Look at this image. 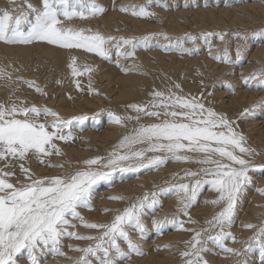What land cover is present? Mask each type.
Returning a JSON list of instances; mask_svg holds the SVG:
<instances>
[{
    "label": "snow or ice",
    "instance_id": "6c2138e0",
    "mask_svg": "<svg viewBox=\"0 0 264 264\" xmlns=\"http://www.w3.org/2000/svg\"><path fill=\"white\" fill-rule=\"evenodd\" d=\"M26 10H0V42L7 45H32L46 43L64 49H84L101 57H107L105 37L90 29L66 26V22L79 18L86 19L104 11L94 0H42L41 6H34L25 0ZM127 11V6H121ZM133 15L151 16L143 6L137 11L132 6ZM155 35V34H154ZM159 35H165L160 33ZM211 36L212 33H205ZM165 38L168 37L165 35ZM188 39H194L187 36ZM149 36L125 39L124 44L131 45L133 51L121 52L120 55H134L136 47H147ZM223 39V36H220ZM186 51H191L185 49ZM237 59L240 57L239 46ZM227 61V56H225ZM73 77L91 72L85 66L83 72L76 67V58L69 64ZM0 79L12 80V74L0 68ZM16 79L22 80V77ZM245 83L255 81L251 86L264 88V68L247 77ZM30 87L33 81H23ZM79 87V81H75ZM179 89L180 85H175ZM228 87H231L228 85ZM36 91L41 89L36 86ZM89 91H93L89 87ZM151 100L146 104H131L129 108L136 115L121 116L109 112V118L116 125H125L127 120L139 121L142 117H153L154 122L137 124L130 132L124 134L106 157L94 156L86 158L74 171L34 177L29 168L19 164L20 171L27 182L13 183V171H6L5 164L0 168V264H18L25 254L30 264H39L37 255L45 252L65 256L62 251L64 238L94 241L85 247L69 245L73 251L81 255L73 260V264H116V260L129 258L130 254L142 255L139 245L130 235V230L143 234L142 216L146 210L155 211L159 205L158 196L163 192H173L178 201V213L185 216L197 201L201 189L208 185L217 193V197L209 203L219 206L210 220L208 228L196 231L184 229V222L174 215L154 220V224L163 229L171 224L187 231H192L187 248L180 255L184 264H208L202 253L208 241H215L221 251L240 255V250L225 247L229 237L235 242L234 235L226 231L234 222L238 205L246 188L252 183L250 171L264 170V164H256L251 157L255 150L247 146L245 136L236 130L235 122L225 114L206 107L196 97H185L171 90L153 91ZM24 102H0V161H24L29 155L35 156L40 163L44 157L61 155L54 140L68 141L73 139L71 132L63 129L71 128L75 123L83 124L89 119L87 115L73 116L67 120L47 107L23 106ZM51 116L52 120L39 121V117ZM252 115L249 109L240 113V117ZM92 119H96L95 116ZM51 129V130H49ZM169 159L177 162H194L201 165L196 171L184 169L183 176L170 183L159 192H145L134 202L118 210L110 222L97 223L84 220L79 209H91L94 186L100 180L113 179V173L123 177L125 173L151 171L165 164ZM48 167L62 168L63 164H48ZM264 195V188L257 189ZM109 199L123 200V196H112ZM108 212L111 209H103ZM79 226L98 230L97 235H81L73 231ZM189 222L194 221L189 218ZM245 228H256L253 224H244ZM214 231V236L202 238L203 233ZM127 245L125 251L120 242ZM258 244L264 253V222L256 229L249 244ZM68 259H72L68 257ZM239 264H244L240 261Z\"/></svg>",
    "mask_w": 264,
    "mask_h": 264
},
{
    "label": "rangeland",
    "instance_id": "374dc122",
    "mask_svg": "<svg viewBox=\"0 0 264 264\" xmlns=\"http://www.w3.org/2000/svg\"><path fill=\"white\" fill-rule=\"evenodd\" d=\"M252 1L94 0L96 4L104 9L103 12L95 15L94 17L88 16V19L76 18L66 22V26L90 29L92 32L101 33L106 38H113L108 39L105 44V48L108 51L107 57H101L94 52H89L84 49H66V52L68 53V59L66 60L68 65L71 63L72 57H75L76 67L80 71L83 72L85 66H90L93 69V71L91 72H84L82 75L76 76V78L80 81L79 84L82 86L80 87V92H73L72 96H74V98L80 97V100L82 97L94 98L98 103V106L83 105L81 108L77 106V108H80L79 110H77L74 105H71L72 103H70V99H68L70 97H67L69 89L59 77L57 67L53 66L55 61L52 60V57H45V55H42L44 58L38 57V54L42 53L40 51L42 49L38 46L45 45H38L41 43L24 45L31 49V57L29 58L30 60L25 61L22 57H17L15 54L11 55L2 50V47L4 46L11 47L22 45H7L3 42H0V68H5L12 74L13 77L12 80L0 79V102L10 103L12 101H15L17 103L24 102L23 106L35 105L37 107H47L52 111L58 113L59 117L65 120L78 115H87L89 117V119L82 125L74 122L71 128L63 129L64 132H71L73 139H70L68 141H53V143L60 149L62 153L61 155L53 154L51 156L44 157L45 163H40L36 159V157L32 155H29L24 161H0V168L4 167L5 164L9 165V167L5 170L13 171L15 173L14 177L11 178L13 183H16L17 181L27 182L25 180V175L20 171V163H23L26 168H29L34 177H40L44 175H55L72 172L77 167L82 166L80 162L86 158H92L94 156L106 157L107 155L103 151V149L110 147V150H112L113 147L117 144H115L113 140L114 136L107 134V131L104 129L109 123H112L108 113L112 112L121 116L126 115L133 117L136 114L135 111L130 113V109L125 104L126 100L114 98L116 92L119 91L116 87L117 82L112 80L121 75L120 71L125 67L126 64L130 65L129 61L133 62V64H131L132 69H134L135 67L145 68L146 66H151L148 70H142V72L148 73L154 79L159 78L161 75V70L159 71L158 66L155 68L153 67L159 63L160 59L162 60L164 58L166 64L169 65V70L170 68L172 69L170 73L167 71L170 79H155L156 81H162L161 83L164 82V85L161 87L163 90L160 89V91H163L165 92V94H167V87H169L171 91H173L172 87L177 84L174 83L177 80L183 81L182 79H184L185 82H192L189 83L191 84L190 86L187 82L185 83L183 81L184 83H181L182 86H188L194 89L192 93L190 92V97L193 96L197 99L202 100L206 107H211L218 113H223V110L226 109L223 114H225L230 120L235 122L234 127H236V130L238 132L242 133L245 136L247 146L255 150V154L251 157V159L256 164H264V135H261L259 137H256L257 135H254V142L251 137V122L257 121L256 119L258 117L260 120L262 119L261 121L264 123V98L260 102L258 101L261 98L255 100L254 102L256 105L252 101L254 106L252 103L244 106L239 105L240 110L236 106L238 104L234 105V107L226 106V108H222L221 106H225L228 103L225 102V104H223L221 98L217 96L216 92L223 90L229 93L230 96L234 93H237V88H247L248 91L254 89L256 91L264 92V88L251 86L252 84H255V81H252L251 83H245L243 79L250 73L264 68V55L262 56L263 60L259 59L256 62L255 58L249 57L248 53H246L247 47H245L249 46V44L254 47L264 44V18H257L251 22L246 21V23L240 25L243 26L241 28H233L231 26L227 30L224 27L214 25V23H211V21L209 20L204 19L203 21H201L199 18L200 14L206 13L209 9H213V7H215L216 11L234 8L238 10L237 12H246L245 10L243 11L242 8L245 7L244 9H250V6L246 7V5L244 4ZM29 2H31L36 7H40L42 0H29ZM121 6H127L128 10L122 11ZM132 6H135L137 11L139 10L140 6H143L146 11L155 13V15H133ZM3 9H10L15 11H20L21 9L26 10L25 0H0V10ZM114 18H116L115 22H113L111 24L112 26L109 27H106L104 23H101L99 21L100 19L108 20ZM134 18L135 20L139 21V23L133 21ZM252 23H254V26H252ZM233 26L238 27L239 25ZM252 27H254L255 29L252 30ZM231 29L233 30L231 31ZM240 29L241 31H238ZM160 33L165 34L168 38L166 39L165 35H159ZM205 33H212L213 35L205 36ZM224 34L226 39L224 37ZM189 35L194 37V39H188L187 36ZM221 35L223 36V39L225 41L223 39H220ZM145 36L150 37L148 42L150 43V46L136 47L134 49V55L132 56L119 54L125 51H133L131 45L124 44L123 40ZM243 38L248 39L244 41ZM226 40L228 41V43L230 42V45L226 42ZM238 46L241 54L239 59H237L236 55ZM248 48L250 49V46ZM185 49L191 51H186ZM251 51H253V48L251 49ZM146 52L147 54H145ZM87 53L90 54L88 55ZM144 55L148 57V59L150 60L149 62L144 60H142L141 62L139 61V58H146ZM119 56L121 58H119ZM225 56H227V61L225 60ZM117 57L119 59H117ZM193 57H200L203 64H200L201 62L198 61V63L194 64L195 67H192L193 63L188 64V58L193 59ZM194 60H196V58H194ZM116 61L118 65L115 63ZM101 62L105 63V65L107 64V66H105L104 68V71L101 70ZM108 63L111 65H109ZM208 64H210V66ZM50 66L51 69H49ZM109 72L111 73L110 77L108 74ZM105 73L107 77L104 75ZM17 77H22L23 79L18 80L16 79ZM191 78H193L194 80ZM171 79H173L174 81ZM25 80L33 81L34 86L30 87L28 84L23 82ZM109 80L110 82H108ZM233 80H235V82ZM228 85H230L231 87H228ZM36 86L41 89L40 92L36 91ZM108 86L109 88H107ZM89 87H91L93 91L90 92ZM105 88H107V90H104ZM169 88L168 90H170ZM173 88L177 90V88ZM111 94L113 95L109 96ZM150 96L148 97L149 99L144 98L143 100L147 101L143 102H149L152 98ZM250 104H252V106ZM68 105H70L71 107L70 111L72 112V114L70 112L68 115H65V111H69L67 110L69 107ZM57 107L61 108L62 110L58 109V111L56 109ZM245 109H249L252 115L240 117V113ZM93 116H95L96 119H92ZM52 119H54V117L43 115L39 117L40 122H43L45 120L50 121ZM154 120L155 118L153 117H142L139 121H136L134 119L127 120L125 121L126 126L121 127H126L127 130L124 129L123 132L118 133L115 138L122 137L124 134L130 132L134 127L137 126L138 123L147 124L154 122ZM91 131L97 133L96 139H100L103 141L102 137H106L107 142L101 143L98 140V142H91ZM76 151L80 153H77ZM48 164H63V167L53 168L48 167ZM200 167L201 165L194 162L185 163L169 159L165 164L151 171L142 170L139 173H125L123 174L122 178L120 174L113 173V179L111 181L100 180L94 186L91 209L84 208L79 209V211L81 212V215L84 217L85 221L97 223L110 222L113 216L117 214L118 210H122L124 207L134 202L136 198L142 196L145 192H159L160 188H167L170 183L174 182L179 177H182L184 169H191L193 171H196ZM150 173L157 174L155 175L156 178L153 179L155 181L153 183L150 181V184H148L149 182H144V178L145 176H149ZM249 175L252 177V183L248 185L243 197L239 202L238 211L236 213L232 226L225 229L226 231H231V233L235 237V242L231 237H229L228 239H226L224 246L232 248L231 245H233V248L240 250V255L236 256L231 253H225L221 251L220 247L214 240L208 241L205 245L208 251L202 253L204 260H206L208 264H239L240 261H243L244 264H264V253L261 252L258 244L253 243L251 247H248L247 251L245 250L246 246L250 242V238L256 232L257 228H247V230L251 232V236L249 237H246L248 234H245V232L247 231H242V228H244L243 226L237 228L238 232L234 230V225L238 227L240 224L241 226V224L243 223V218L249 214L251 215L250 208L252 207L253 214H255L254 222L256 224L254 223V225H257L259 227L260 224L264 222V198L257 191V189L264 188V170L257 169L256 171H250ZM122 183L129 184L124 185ZM147 184L148 186H146ZM250 193H259L260 195L258 196H261L262 198L260 197L258 199H255V197H253V195H251ZM112 196H123L124 199H109V197ZM172 197V203L170 205H167L166 200L168 201L170 200L169 198L172 199ZM216 197L217 193L211 190L210 186L205 185L198 194L197 201L191 208H189L188 215L185 216L178 213L179 205L175 193H160L158 196L159 205L156 207L155 211L146 210L145 214L142 216V220L144 223L143 234L130 230V235L132 236L133 240L139 245L143 254L137 255L135 253H132L130 254L129 258H118L116 260V264H153L152 260H155V258H157L160 253H166V255L170 254V260L173 261L171 262V264H184L185 258L182 257L180 253L186 250V242L190 241L193 235L192 231H187L184 229H193L196 231H200L201 229L208 228L206 221L210 220L213 213L216 212L219 208V206L213 205L208 201H211ZM105 208L111 209V211H103V209ZM163 215L164 217H162ZM174 215L178 216V219L184 222V229H180L178 227L174 228L171 224L167 223L165 224L163 229H161L154 224V220L163 221L165 217L171 219ZM189 218H191L194 223L189 222ZM245 222L249 221H244V224H248ZM74 223H76L78 226L72 230L79 232L81 235L98 234V230L79 226V221H74ZM214 235V231H208L206 233H203L202 238L207 239L208 236ZM245 241L247 242L245 243ZM89 243H94V241L64 238L62 241V251L66 255L58 256L47 252H45L44 254H38L37 258L39 264H73V260L76 257L80 256L81 253L71 250L69 248V245L85 247ZM244 243L247 245H245ZM120 245L125 251H127L126 244L121 241ZM68 257H71L72 259H68ZM257 260L259 263L256 262ZM18 264H30L26 254L23 257H20ZM93 264H96L95 260H93Z\"/></svg>",
    "mask_w": 264,
    "mask_h": 264
},
{
    "label": "bare ground",
    "instance_id": "6f19581e",
    "mask_svg": "<svg viewBox=\"0 0 264 264\" xmlns=\"http://www.w3.org/2000/svg\"><path fill=\"white\" fill-rule=\"evenodd\" d=\"M98 1V0H97ZM250 1H252V0H250ZM244 5H246V7H249L250 6V9H244V8H242L243 9V11L245 10L246 12H237L238 10H236V9H234V8H231V9H222V10H219V11H216V9H215V7H213V9H209L206 13H204V14H200L199 15V18H200V20L201 21H203L204 19H206V20H209V21H211V23H214V25H216V26H221V27H224V28H226V30L227 29H229L231 26L233 27V28H241V27H243V26H240V25H242V24H244V23H246V21H249V22H251V21H254V19H257V18H264V0H260V1H252V2H247V3H245ZM94 17V16H93ZM100 18H103V17H100ZM133 18V17H132ZM88 19V18H87ZM115 19L116 18H114V19H108V20H106V19H100L99 21L101 22V23H104V25L106 26V27H109V26H112L111 24L113 23V22H115ZM76 21V20H75ZM133 21H135V22H137V23H139V21H137V20H135V18H134V20ZM81 22V21H80ZM135 22H133V23H135ZM77 24V23H76ZM148 24V23H147ZM253 25L252 26H254V23H252ZM114 25H116V24H114ZM233 25H239L238 27H234ZM104 27V26H103ZM135 29H136V27H135ZM253 29H255L254 27H252V30ZM264 29V28H263ZM233 29H231V31H232ZM237 30V29H236ZM248 30V29H247ZM251 30V29H250ZM118 31V30H117ZM228 31H230V30H228ZM238 31H241V29L240 30H238ZM226 32V31H225ZM242 32H244V31H242ZM250 32V31H249ZM254 32V31H253ZM251 33V32H250ZM256 33V32H255ZM244 34V33H243ZM259 34H262V33H259ZM216 35V34H215ZM214 35V36H215ZM228 35V34H227ZM230 35V34H229ZM232 35V34H231ZM253 35V34H252ZM258 35V34H257ZM243 36V35H242ZM224 37H225V34H224ZM247 37V36H246ZM228 38V37H227ZM245 38V37H244ZM243 38V39H244ZM225 39H226V37H225ZM240 39V38H239ZM248 39V38H247ZM247 39H244V41L245 40H247ZM224 40V39H223ZM222 40V41H223ZM230 40V39H229ZM234 40V39H233ZM219 41H220V39H219ZM225 41V40H224ZM250 41V40H249ZM252 41V40H251ZM263 41V40H262ZM226 42L228 43V41L226 40ZM226 43V44H227ZM230 43V42H229ZM228 43V44H229ZM233 43V42H232ZM247 43H249V42H247ZM254 43V42H253ZM150 44V43H149ZM222 44H224V43H222ZM246 44V43H245ZM244 44V45H245ZM255 44V43H254ZM259 44H261V43H259ZM38 45H45V46H38V47H40L42 50H40L42 53H39L38 54V57H42V58H44L42 55H45V57L46 56H49V57H52V60H54L55 62H54V64H53V66H55V67H57V71H58V74H59V77L62 79V81L64 82V84L67 86V88L69 89V93H68V95H67V97L69 96L70 98H68V99H70L69 101H70V103H72L71 105H74V107H76L77 108V106L78 107H82L83 105H91V106H98V103L96 102V100L94 99V98H88V97H82L81 98V100H80V97L79 98H74V96H72V93L73 92H80V87L82 86V85H80L79 87H77V85H76V83H75V81H79L76 77H73V75H72V72H71V69L69 68V65H68V63H67V59H68V53L66 52V49H64V48H60V47H58V46H54V45H49V44H46V43H41V44H38ZM230 45V44H229ZM247 45V44H246ZM228 46V45H227ZM226 46V47H227ZM241 46V45H240ZM250 46V49L248 48ZM249 46H245V47H247V49H246V53H248V55H249V57H251V58H255L256 59V62H257V60H263V55H264V44H261V45H257V46H252L251 44H249ZM219 47H220V45H219ZM229 47V46H228ZM127 48V47H126ZM130 48V47H129ZM253 48V51H251V49ZM224 49V48H223ZM228 49V48H227ZM2 50H4L6 53H9V54H11V55H13V54H15L17 57H22V58H24V60L25 61H27V60H30L29 58L31 57V49L29 48V47H26V46H24V45H22V46H11V47H9V46H4V47H2ZM44 50V51H43ZM130 50V49H129ZM217 50H219V49H217ZM229 50V49H228ZM227 50V51H228ZM225 51V50H224ZM126 52V51H125ZM151 52V51H150ZM150 52H148V53H150ZM219 52V51H218ZM217 52V53H218ZM245 52V51H244ZM153 53V52H152ZM88 55L90 54V53H87ZM92 54V53H91ZM145 54H147V52L145 53ZM234 54V53H233ZM245 54V53H244ZM79 55V54H78ZM235 55V54H234ZM241 55V54H240ZM146 58H144V59H140L139 58V61L141 62L142 60H144V61H150L149 59H148V57L146 56V55H144ZM179 56V55H178ZM263 56V57H262ZM182 57V56H181ZM233 57V56H232ZM119 58H121L120 56H119ZM118 57H117V59H119ZM194 58H196V60H194ZM122 59H125V58H122ZM198 59V60H197ZM205 59V58H204ZM208 60V59H207ZM253 60V59H252ZM121 61V60H120ZM188 61H189V63L188 64H190V63H193L192 64V67L194 66V64H196V63H198V61H200L201 62V58L200 57H193V59H189L188 58ZM187 61V62H188ZM236 61V60H235ZM251 61V60H250ZM91 62V61H90ZM130 63V65H128V64H126L125 65V67L120 71L121 72V75H119L116 79H114V80H112V81H116L117 82V85H116V87H117V89H118V91L119 92H116V94H115V96H114V98H116V99H121V100H126V102H125V104H126V106L128 107V105H131V104H144L145 102H143V101H147V100H143L144 98H147V99H149L148 97L150 96V93L151 92H153V91H160V89L161 90H163L161 87L164 85L163 83H161L162 81H156V80H159V79H167V78H169V75H168V72L170 73L171 72V69L172 68H170V70H169V65L168 64H166V61H165V58L164 59H160V61H159V63L157 64V65H155L153 68H155V67H159V71L161 70V72H160V77L159 78H152L148 73H146V72H142V70H148L150 67L149 66H146L145 68L144 67H142V68H137V67H135L134 69H132V65L131 64H133V62L132 61H129ZM186 62V63H187ZM255 62V63H256ZM264 62V61H263ZM55 63H56V65H55ZM117 65H118V63H117V61L115 62ZM120 63V62H119ZM126 63V62H125ZM208 63V62H207ZM231 63V62H230ZM101 64H102V66H101V70L102 71H104V68H105V66H107V64L105 65V63H102L101 62ZM109 64V63H108ZM200 64H203V62H201ZM216 64H217V62H216ZM215 64V65H216ZM109 65H111V64H109ZM121 65V64H120ZM162 65V66H161ZM209 66H210V64H208ZM208 65H205V66H208ZM213 65H214V61H213ZM250 65V64H249ZM253 65H254V62H253ZM212 66V65H211ZM220 66V65H219ZM222 66V65H221ZM251 66V65H250ZM119 67V66H118ZM195 67V66H194ZM196 67H198V66H196ZM203 67V66H202ZM215 67H217V66H215ZM189 68V67H188ZM207 68V67H206ZM234 68V67H233ZM247 68V67H246ZM255 68V67H254ZM49 69H51V66L49 67ZM137 69V70H136ZM239 69V68H238ZM53 70V69H52ZM51 70V71H52ZM201 70V69H200ZM243 70H244V67H243ZM245 70H247V69H245ZM168 71V72H167ZM195 71V70H194ZM202 71V70H201ZM234 71V70H233ZM149 72V71H148ZM50 73V72H49ZM48 73V74H49ZM54 73V72H53ZM246 73V72H245ZM248 73V72H247ZM109 74V77L111 76V73L109 72L108 73ZM105 76H106V73L104 74ZM191 76V75H190ZM107 77V76H106ZM174 77V76H173ZM173 77H171V78H173ZM188 77V76H187ZM102 78H103V76H102ZM105 78V77H104ZM170 79V78H169ZM174 79H176V78H174ZM188 79V78H187ZM186 79V80H187ZM191 79H193V78H191ZM57 80V79H56ZM171 80H173V79H171ZM171 80H169V81H171ZM183 81H184V79H182ZM194 80V79H193ZM94 81V80H93ZM167 81V80H166ZM168 81V82H169ZM174 81V80H173ZM172 81V82H173ZM183 81H179V80H177V81H175L174 83H177L178 85H180V88L179 89H174L173 87H172V89H173V92H176L177 94H179V95H185V97H189L190 98V92L192 93V91L194 90L192 87H188V86H182V84L185 82H183ZM234 82H235V80H233ZM100 82V81H99ZM108 82H110V80L108 81ZM183 82V83H182ZM187 82V81H186ZM185 82V83H186ZM232 82V81H231ZM79 83H80V81H79ZM96 83H97V81H96ZM182 83V84H181ZM188 83V82H187ZM189 83H192V82H189ZM188 83V84H189ZM244 83V82H243ZM254 83V82H253ZM176 84V85H177ZM172 85V84H171ZM191 84H189V86H190ZM240 86V85H239ZM94 87V86H93ZM115 87V88H116ZM242 87V86H241ZM107 88H109V86L107 87ZM107 88H105L104 90H107ZM168 88L169 87H167V91H169L168 90ZM237 88V87H236ZM236 88H235V90H236ZM166 89V88H165ZM170 89V88H169ZM59 90V89H58ZM171 90V89H170ZM216 90V89H215ZM234 90V89H233ZM45 91V90H44ZM215 92V91H214ZM217 92V96L218 97H220L221 98V100H222V103L223 104H225V102H227L226 104L227 105H223V106H221L222 108H226V106H233L234 107V105H236V104H238V105H236L237 107H238V109H239V105H242V106H244V105H248L249 103H252V101L254 102L255 100H258V99H260L258 102H260L263 98H264V92H261V91H256V90H250V91H248L247 90V88L246 89H242V88H237V93L235 94H233V95H229V93H227L226 91H223V90H221V91H216ZM113 93V92H112ZM181 93V94H180ZM196 94V93H195ZM113 94H111V95H109V96H112ZM194 95V94H193ZM210 95V94H209ZM72 96V97H71ZM227 96H229V97H227ZM151 97V96H150ZM191 97H193V96H191ZM211 97V96H210ZM41 98V97H40ZM210 99V98H209ZM212 100V99H211ZM40 101V100H39ZM211 102V101H210ZM257 102V103H258ZM148 103V102H147ZM208 103V102H207ZM146 104V103H145ZM209 104V103H208ZM253 104V103H252ZM252 104H250L251 106H252ZM254 104H255V102H254ZM254 104H253V106H254ZM101 105V104H100ZM212 105V104H211ZM249 105V106H250ZM256 105V104H255ZM263 105V104H262ZM69 107H68V109L67 110H69V111H65V115H68L71 111H70V109H71V107H70V105H68ZM250 106V107H251ZM220 107V106H219ZM80 108H77V110H79ZM129 108V107H128ZM221 108V109H222ZM242 108V107H241ZM245 108H246V106H245ZM57 110L58 109H60V110H62L61 108H59V107H57L56 108ZM66 109V108H65ZM73 109V108H72ZM130 109V113L131 112H133L134 110H132L131 108H129ZM259 109V108H258ZM56 110V111H57ZM240 110V109H239ZM59 111V110H58ZM224 112L226 111V109L225 110H223ZM129 112V111H128ZM217 112V111H216ZM223 112V113H224ZM71 114H72V112H71ZM132 115V114H131ZM136 115V114H135ZM262 118V117H261ZM146 119V118H145ZM257 121H252L251 122V129H252V131H251V137H252V139H253V142H254V135H257L256 137H259V136H261V135H264V123L257 117V119H256ZM147 121V120H146ZM122 127V125H116L115 123H109L104 129L107 131L106 133L107 134H109V135H112V136H114V138H113V140H114V142H115V144L119 141V139L121 138V137H116L115 138V136H117V134L118 133H122L123 132V130L125 129V130H127L126 129V127L125 128H121ZM91 134H90V141L91 142H93V141H95V142H107L106 141V137H102L103 138V141L102 140H100V139H96V134L97 133H95L94 131H91L90 132ZM105 133V134H106ZM99 134V133H98ZM95 137V138H94ZM105 138V139H104ZM252 139H251V142H252ZM98 140V141H97ZM114 144V145H115ZM113 145V146H114ZM111 148L110 147H108V148H104L103 149V151L106 153V155L111 151L110 150ZM102 151V152H103ZM77 153H80V152H78V151H76ZM162 171H163V169H162ZM157 174V173H156ZM156 174H154V173H150L149 174V176H145V178H144V182H149L148 184H150V181L153 183L155 180H153L154 178H156L155 177V175ZM163 174V173H162ZM157 176H159V175H157ZM164 176V175H163ZM120 179V178H119ZM153 180V181H152ZM122 184H124V183H122ZM125 184H129V183H125ZM124 184V185H125ZM148 184L146 185V186H148ZM132 187H134V186H132ZM252 190V189H251ZM251 195H253V197H255V199H258V198H260L261 196H258V195H260L259 193H250ZM249 194V195H250ZM262 197L264 198V195H262ZM261 197V198H262ZM170 200H166V202H167V205H170L171 203H172V201H173V197H172V199L171 198H169ZM165 202V203H166ZM166 206V205H165ZM259 207V206H258ZM258 207H256V208H258ZM253 208V207H252ZM252 208H250V213H251V215L249 214V215H247V216H245L244 218H243V220H242V224H241V226H240V224H239V226L237 227L236 225H234L235 227V229L234 230H236L237 231V228H239V227H242L243 225H244V221H249V222H245V223H250V224H253L254 225V215L255 214H253V210H252ZM171 212V211H170ZM258 212V211H257ZM256 212V213H257ZM259 213V212H258ZM162 217H164V215L162 216ZM256 224V223H255ZM257 226V225H256ZM256 228H258V226L256 227ZM248 229H250V228H248ZM242 231L244 232V231H247V232H245V234H248L246 237H249V236H251V232H249L248 230H247V228H242ZM241 231V232H242ZM231 232V231H230ZM238 232V231H237ZM239 234V233H238ZM253 236V235H252ZM248 240V239H247ZM247 241H245V243H246ZM244 243V244H245ZM245 245H247V244H245ZM228 246V245H227ZM232 246V248L234 247L233 245H231ZM230 247V246H229ZM163 249H165V248H163ZM180 252V251H179ZM242 257V256H241ZM171 259V256H170V254H168V255H166V253H160V255H158V257L157 258H155V260H152V263L153 264H171V262H173V261H171L170 260ZM260 259V258H259ZM257 263H259L258 262V260L256 261ZM261 262V261H260ZM248 263V262H247Z\"/></svg>",
    "mask_w": 264,
    "mask_h": 264
}]
</instances>
